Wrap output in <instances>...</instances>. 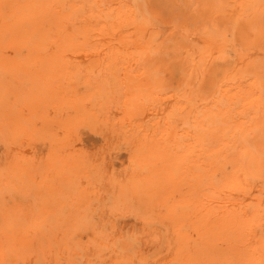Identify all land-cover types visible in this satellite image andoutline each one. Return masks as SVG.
Wrapping results in <instances>:
<instances>
[{"label": "bare ground", "instance_id": "bare-ground-1", "mask_svg": "<svg viewBox=\"0 0 264 264\" xmlns=\"http://www.w3.org/2000/svg\"><path fill=\"white\" fill-rule=\"evenodd\" d=\"M12 71L31 96L4 86L6 149L30 195L0 187L1 264L62 263L71 226L88 261L264 264V0H0ZM124 190L145 218L126 206L129 231L90 225L84 244L76 222L106 203L111 220Z\"/></svg>", "mask_w": 264, "mask_h": 264}, {"label": "rangeland", "instance_id": "rangeland-1", "mask_svg": "<svg viewBox=\"0 0 264 264\" xmlns=\"http://www.w3.org/2000/svg\"><path fill=\"white\" fill-rule=\"evenodd\" d=\"M23 74L15 73V71L10 72L7 75L0 74V142H5L2 147L0 148V161L4 164L2 166V163L0 165V187L4 185V183L8 184L10 186V191L8 192L9 198L11 202H15L17 205H21L22 201L25 203L29 200V191L24 186L23 182L18 176V171L14 167V154L10 152V148L7 150L6 146L7 143H15L14 137L15 135L11 136L9 138L10 133L15 132L18 130V116L20 111V106L16 105V100L14 97L11 98L9 105H6L4 103V95L5 90L4 86L9 85V88L16 87L19 93V96L23 99L29 98L31 95L30 93H26V88L23 86H19L18 82L22 81ZM27 80V79H26ZM10 91H8L9 93ZM5 106H3V105ZM16 134V133H15ZM15 146V144H14ZM101 175L105 177L107 180L106 183H109L111 185H118L119 182L113 181L111 182V178L109 179L107 177V171L105 169L102 170ZM110 187V185H108ZM118 190V189H117ZM124 193H121V197L124 199L120 203L116 205H110L109 210L112 214V219H105L104 216L101 214V211L103 209H106L107 203L103 205L102 208H97L92 211H85V217L79 218L80 222H76L77 225H80L81 234L80 238L84 244H88L90 238H88L89 232H91L94 235V230L90 231L87 228H89L90 225L93 227L102 226L103 227V238L108 241H113L115 238L111 225V222H116L119 225L124 223V221H121L118 219L117 215L121 216V213H124L126 211V206H129L132 211L138 213L139 216L142 218H145L144 211L141 209L140 205L138 204V200L133 198L132 195L129 192H126L124 190ZM103 196V194H100ZM66 198H68V195H65ZM19 197L21 198L19 200ZM4 213V212H3ZM123 218V216H121ZM101 218V221H100ZM11 221V220H10ZM29 221L31 222H39L37 217L31 216ZM5 228V227H4ZM3 227H0V232L6 231ZM123 230L129 231L130 229L126 226H122ZM74 230V226H71L70 232L69 230L63 231L62 228H58L56 231V238L53 240V243L55 244V247H63L66 246L63 252L64 253V259H62V263L60 264H72V260H76L78 264H108L109 257H111L110 254H103L104 252L98 251V252H88V253H95L94 256H91L90 261H88V258L86 257L85 248H82V246H79L78 244H75L76 241L72 239V232ZM132 238L136 239V246L134 249V255H137L138 252L143 247L142 239H140V234L142 233L140 231V228L133 229ZM91 234V236H92ZM64 235H67V237L64 239ZM1 244V240H0ZM1 246V245H0ZM21 250L26 254H32L33 250H27L30 245L27 243L26 240L22 241L18 245ZM13 251H10L9 254H12ZM120 259V258H119ZM121 260L125 262V264H128L124 258L121 257ZM1 264V260H0Z\"/></svg>", "mask_w": 264, "mask_h": 264}]
</instances>
